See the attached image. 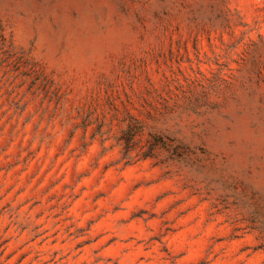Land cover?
<instances>
[{
    "label": "rangeland",
    "instance_id": "rangeland-1",
    "mask_svg": "<svg viewBox=\"0 0 264 264\" xmlns=\"http://www.w3.org/2000/svg\"><path fill=\"white\" fill-rule=\"evenodd\" d=\"M0 264H264V0H0Z\"/></svg>",
    "mask_w": 264,
    "mask_h": 264
}]
</instances>
